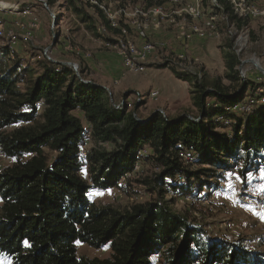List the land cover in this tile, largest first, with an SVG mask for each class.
<instances>
[{
  "label": "trees",
  "instance_id": "16d2710c",
  "mask_svg": "<svg viewBox=\"0 0 264 264\" xmlns=\"http://www.w3.org/2000/svg\"><path fill=\"white\" fill-rule=\"evenodd\" d=\"M146 1L145 10L166 3ZM45 3L49 9L61 4L78 24L113 45L116 41L103 33L122 38V28L129 31L121 22L114 28L86 0ZM209 5L223 18L218 29L236 32L224 47V75L212 77L198 64L192 72L182 71L171 52L148 66L169 69L191 85L195 116L156 112L142 123L137 118L144 101L131 110L116 109L107 89L86 83L83 70L78 76L42 52L28 60L11 46L0 47V149L15 161L0 171L1 255L13 264H155V256L162 264H264V254L250 251L243 239H211L173 209V199H165L171 192L191 198L196 188L215 190L234 168L244 178L264 170V83L242 79L234 49L250 21L228 0H201L203 8ZM235 106H251V111H234ZM90 140L95 147L83 161ZM144 150L148 153L140 155ZM143 159L158 170L141 183L154 200L119 210L90 199L92 191L123 189ZM78 243L109 246L111 257H79Z\"/></svg>",
  "mask_w": 264,
  "mask_h": 264
},
{
  "label": "rangeland",
  "instance_id": "374dc122",
  "mask_svg": "<svg viewBox=\"0 0 264 264\" xmlns=\"http://www.w3.org/2000/svg\"><path fill=\"white\" fill-rule=\"evenodd\" d=\"M104 4L112 10L110 15L114 17L118 23L126 25L129 29L127 37H117L114 34H104L107 39L116 41V44H109L103 38L96 37L91 31L87 30L81 24H78L75 17L71 15L61 4L53 8L45 6V0H0V24L6 29H13L15 35L19 37L20 42L17 45H10L13 51L20 54L22 58L28 60L32 55L50 51L51 58L55 62L64 63L70 66L79 76V72L83 70L86 73V82L95 84L103 81L106 83L108 93L111 96L114 105L120 104L125 96L131 93L129 101L135 100L137 94L143 97L145 105L141 106L138 112L140 119H148L156 112H161L166 117H170L165 110L160 111L162 107L159 105V97L156 100L148 98L149 94L155 89L145 77L147 74L129 73L125 70L123 59L120 56V47L117 45L127 44L132 40L135 44H140L138 40V32L132 28V23L138 21L142 26H147V40L155 45V53L146 63L147 66L160 64L163 53L171 51L163 48L161 42L154 35L170 33L172 36L179 37L182 31V24L198 25L207 29V36L201 41H213L215 49L208 55V59L213 67V71L208 68L205 61L201 60L202 55H198L197 66L205 68L206 72L212 77H221L224 75L223 70L225 53V45L230 35L224 33V28H219L217 33H212L206 26L211 21V16L218 17L211 6L201 7L203 17L196 20L187 15L179 14L182 8L188 5H195V0H178L173 2L168 0L164 5L165 11L163 16H143L135 13L141 9H146L148 3L146 0H103ZM259 8L264 7V0H250ZM28 9L32 11L30 16H24L19 13L20 9ZM143 11V10H142ZM109 12V11H108ZM216 26L220 25V18H216ZM213 23V22H212ZM154 24L158 25L155 26ZM24 25V29L21 28ZM33 25L35 27L33 28ZM10 26V27H8ZM218 29V28H217ZM26 31L32 32L31 38L26 40ZM236 32H233L235 35ZM246 35V41L240 58L246 62L245 67L250 69L247 76L248 80H254L256 83H264V74L258 69H264V18L253 19L249 22V28L240 32ZM198 39V38H196ZM199 40V39H198ZM3 44L0 43V47ZM219 54L217 53V50ZM172 53V52H171ZM170 54V52L168 53ZM188 54V53H187ZM215 54V55H213ZM189 61H196L194 54L188 55ZM254 62V63H252ZM186 64L190 62L186 61ZM194 63V62H192ZM77 65L78 71L75 69ZM109 65L116 68L117 73L109 75ZM149 69V68H148ZM177 78V77H176ZM113 81V82H112ZM99 85V84H97ZM100 86V85H99ZM103 87V86H102ZM176 107V106H174ZM192 102L189 95H186L180 105L174 110L171 118H176L181 114L188 113L193 115ZM182 109V110H181ZM131 110V109H130ZM78 114V112H77ZM195 116V115H193ZM84 121V118H83ZM85 126L87 125L84 121ZM12 129H8L10 131ZM225 132H230L225 129ZM95 144L93 141H87L84 155L81 160H85L86 153L93 149ZM106 149H111L110 144L105 145ZM148 153V150L146 151ZM14 160L7 158L0 149V171L13 166ZM140 169L126 182L123 189H112L108 191H92L90 199L100 206H110L119 210H126L133 205L146 203L154 200L155 195L149 189L141 184L145 179L154 176L158 170L152 162L142 160L139 163ZM83 174L88 177L87 169ZM227 180L215 190L205 187L203 191L199 188L195 189V196L191 198H183L178 194L171 192L165 196L166 200L173 199V209L186 216L191 222L202 226L209 232L211 239L224 238L235 242L237 239H243L245 246L253 253L264 254V219L256 213H264L256 206L260 194L264 190V170L260 172H251L242 177L238 168L229 170L226 174ZM239 177V179H237ZM233 179L236 183L234 188ZM231 180V184L228 181ZM242 186L246 192L242 194ZM234 194H238L239 198L235 199ZM154 195V196H153ZM1 206V203H0ZM79 257L107 259L111 257V249L106 246L101 249H95L81 243L77 244ZM155 264H162L158 256L152 258ZM0 264H13L11 260L0 254Z\"/></svg>",
  "mask_w": 264,
  "mask_h": 264
},
{
  "label": "built area",
  "instance_id": "2783aa9c",
  "mask_svg": "<svg viewBox=\"0 0 264 264\" xmlns=\"http://www.w3.org/2000/svg\"><path fill=\"white\" fill-rule=\"evenodd\" d=\"M86 1L92 5L98 6L109 18L110 22L112 23V26L114 28H119L120 23H118V21L110 15V12H112V10L108 7V5L104 4V1L102 0H86ZM158 1L167 2L168 0H158ZM172 1L177 2L178 0H172ZM212 1L214 3L216 2V0H212ZM228 1L231 3L235 13H237L238 16L243 19H248L249 21H251L257 18H261V19L264 18V7L263 8L257 7L250 0H228ZM195 2H196L195 5H188L182 8L181 11H179V14L187 15V17H192V18H195L196 20L201 19L203 17V14L201 11V7H202L201 0H195ZM164 5L154 6L147 10L141 9L140 11H137L135 15L139 14V15L150 16V17L151 16H155V17L161 16L162 17L165 11ZM45 6L49 8L47 4H45ZM19 13H22V15L24 16H30L32 14V11L23 8V9H20ZM216 18H219V16L218 17L211 16V21L206 24V26L209 27V30L212 33H217L219 31V29H217L218 27L216 26V23H214L217 20ZM220 19L222 20L223 18L220 17ZM154 25L158 27V25L156 24ZM34 27L35 25H33V28ZM21 28L24 29L25 28L24 25H21ZM132 28L137 30L138 32L137 38L139 41H141V43L135 44L134 42H132V40H130V41H127V44H122V45H117V46L120 47V56L123 59V65H124L125 70L129 73H138L141 75L143 74L145 75L148 70V66L146 65V63L154 55L156 48L153 43L147 40V33H146L147 26H142L141 23H139L138 21H135L132 23ZM122 32L124 34V38H126L127 32H128L127 29L122 28ZM233 32H235V30L233 28H229L227 34L232 36ZM25 33H26L25 34L26 40L29 39L28 37L31 38L32 32L25 30ZM206 36H207V29H203V27L198 26V25H187L186 23L182 24V31L179 33V38L187 42L192 41L195 38L203 39ZM246 38H247L246 35L244 38V35L238 33L235 39V42H234V49L237 55L239 56V59L241 62V65L239 66V72L243 80H247L248 78L247 76L249 75L251 71L250 69L245 67L246 62H244L240 58L241 52L243 51V47H244V45L241 46V44L242 42L246 41ZM19 42H20L19 37L15 35L13 29H6L4 28L2 24H0V43L3 44L2 46L17 45V43ZM43 55L47 59L52 60L50 51L46 50ZM177 56H178V60L181 61L180 62L181 64H179V67L182 71L192 72L194 70L193 65H195L198 62L197 60L189 61L190 57L188 56L187 53L180 54ZM186 61L190 63L186 64L185 63ZM74 66H75V69L78 71L77 65H74ZM259 92L262 93L263 90L260 89ZM159 96H160V92L158 90H155L149 94L148 98L151 100H156ZM141 101H144L143 97L137 94V96L135 97V100L130 99V103L128 102L127 104L126 101L123 100L120 104H117L114 106L116 107V109H123L127 107V109L130 110L135 106V104L139 105ZM262 101L264 102V100ZM233 110L234 111L242 110L244 112H250L251 106H235ZM85 146L86 145L83 146V150L85 149ZM146 151L147 150L141 151L139 154L145 155ZM139 169H140V166L138 164L135 167L134 173L129 175L128 177L133 176L135 173L139 171ZM233 184H234V188L237 187L234 179H233ZM234 198L238 199L239 198L238 194H234ZM256 206L258 207L260 211H264V191L260 194L259 199L257 200Z\"/></svg>",
  "mask_w": 264,
  "mask_h": 264
},
{
  "label": "crops",
  "instance_id": "0c3cea01",
  "mask_svg": "<svg viewBox=\"0 0 264 264\" xmlns=\"http://www.w3.org/2000/svg\"><path fill=\"white\" fill-rule=\"evenodd\" d=\"M154 37L158 38L163 48L171 50L166 53L172 52L175 53L176 55H180L184 53H188V55L194 54L196 56L194 57V59L196 58L195 60L197 61H198V57L202 55L201 60L202 61L204 60L205 63L208 65V68L211 71H213V69L211 68L213 67L212 63L209 60H207L208 55H210L208 53L213 51L215 49L214 47H216L213 41L206 42L195 38L194 40L187 42L180 39L179 37L175 38V36H172L169 32L168 33L166 32L164 34H159L156 36L154 35ZM217 53L219 54L218 50ZM108 67L110 68L109 75L113 74V79H114V73H117L116 68L115 67L113 68V66L111 65H109ZM224 69L225 67L223 65V70ZM145 77L148 79V82L152 84V87L160 92L159 101H161V104L159 106L162 107L160 111L166 110L170 117L173 116L170 114H174V110H177L176 107L182 103L186 95H189V99H190L191 85L187 82H184L176 78V76L169 69L149 68L147 70V74L145 75ZM97 84L103 87H107L104 81L103 83L99 82Z\"/></svg>",
  "mask_w": 264,
  "mask_h": 264
},
{
  "label": "water",
  "instance_id": "95a60500",
  "mask_svg": "<svg viewBox=\"0 0 264 264\" xmlns=\"http://www.w3.org/2000/svg\"><path fill=\"white\" fill-rule=\"evenodd\" d=\"M252 63H254V62H252ZM256 66L258 67V69L264 74V69H262V68H260L259 66H258V64H256ZM87 84L88 83H91V82H86ZM105 88V87H104ZM138 120H140V122H142V123H145L146 121H148V119H146V120H141V119H139V118H137Z\"/></svg>",
  "mask_w": 264,
  "mask_h": 264
},
{
  "label": "snow or ice",
  "instance_id": "6c2138e0",
  "mask_svg": "<svg viewBox=\"0 0 264 264\" xmlns=\"http://www.w3.org/2000/svg\"><path fill=\"white\" fill-rule=\"evenodd\" d=\"M237 179H239V177H237ZM249 211H253L254 212V214H257V215H259V217L261 218V219H264V213H256L255 212V210L254 209H248Z\"/></svg>",
  "mask_w": 264,
  "mask_h": 264
}]
</instances>
